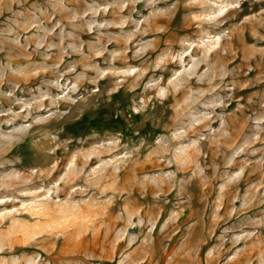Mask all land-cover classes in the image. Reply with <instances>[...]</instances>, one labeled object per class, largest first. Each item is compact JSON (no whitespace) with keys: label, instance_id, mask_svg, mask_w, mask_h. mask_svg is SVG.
Instances as JSON below:
<instances>
[{"label":"rangeland","instance_id":"374dc122","mask_svg":"<svg viewBox=\"0 0 264 264\" xmlns=\"http://www.w3.org/2000/svg\"><path fill=\"white\" fill-rule=\"evenodd\" d=\"M0 264H264V0H0Z\"/></svg>","mask_w":264,"mask_h":264}]
</instances>
